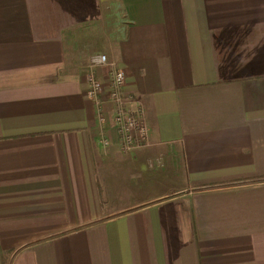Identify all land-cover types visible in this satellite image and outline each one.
Here are the masks:
<instances>
[{
  "label": "crops",
  "instance_id": "obj_1",
  "mask_svg": "<svg viewBox=\"0 0 264 264\" xmlns=\"http://www.w3.org/2000/svg\"><path fill=\"white\" fill-rule=\"evenodd\" d=\"M0 264H264V0H0Z\"/></svg>",
  "mask_w": 264,
  "mask_h": 264
},
{
  "label": "built area",
  "instance_id": "obj_2",
  "mask_svg": "<svg viewBox=\"0 0 264 264\" xmlns=\"http://www.w3.org/2000/svg\"><path fill=\"white\" fill-rule=\"evenodd\" d=\"M108 62L105 54H93L90 58L91 67H101ZM86 95L98 101L102 94L113 105V126L118 136V147L121 152H128L133 148L143 146L147 142L148 127L144 112L131 106L133 101L124 94L125 76L122 70L114 69L110 72L107 82L103 83L93 73L87 77ZM108 144L107 138L102 140Z\"/></svg>",
  "mask_w": 264,
  "mask_h": 264
},
{
  "label": "rangeland",
  "instance_id": "obj_3",
  "mask_svg": "<svg viewBox=\"0 0 264 264\" xmlns=\"http://www.w3.org/2000/svg\"><path fill=\"white\" fill-rule=\"evenodd\" d=\"M96 53H97V52H96ZM96 53H95V54H96ZM89 55H90V54H89ZM89 55H88V56H89ZM92 55H93V54H92ZM92 55H90L89 58H88V64H89V65H90V58H91ZM88 56H87V57H88ZM106 57H107V56H106ZM107 60H108V57H107ZM108 62H109V61H108ZM108 62H107V64H108ZM107 64H106V65H107ZM104 66H105V65H104ZM101 67H102V66H101ZM118 70H120V69H118ZM90 72L93 73L94 76L96 77V75H95V73H94L93 71H89V72L87 73V75H86V79H85V80H86V83H88V82H87V77H88V74H89ZM124 76H125V75H124ZM107 79H108V77H107ZM101 81H102V80H101ZM102 82H103V81H102ZM106 82H107V81H106ZM103 83H105V82H103ZM124 84H125V83H124ZM86 90H87V89H86ZM124 94H125V93H124ZM125 95H126V94H125ZM86 96H87V95H86ZM106 96H107L106 94H102V95L100 96V98H99L98 101H95V100H93V99H91V98H89V97L87 96V98L90 99V100L95 104V106H96V112H97V115H98V116H100V115L102 114V109H100L99 106H100L102 103H104V102H110V101L107 100ZM110 103H111V102H110ZM111 104H112V103H111ZM112 106H113V105H112Z\"/></svg>",
  "mask_w": 264,
  "mask_h": 264
}]
</instances>
